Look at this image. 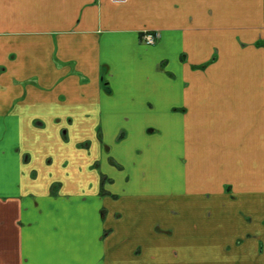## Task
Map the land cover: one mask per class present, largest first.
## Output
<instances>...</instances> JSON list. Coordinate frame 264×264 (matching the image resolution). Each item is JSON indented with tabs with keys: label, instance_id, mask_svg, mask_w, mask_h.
<instances>
[{
	"label": "crops",
	"instance_id": "1",
	"mask_svg": "<svg viewBox=\"0 0 264 264\" xmlns=\"http://www.w3.org/2000/svg\"><path fill=\"white\" fill-rule=\"evenodd\" d=\"M262 116L264 0H0V264H264Z\"/></svg>",
	"mask_w": 264,
	"mask_h": 264
},
{
	"label": "rangeland",
	"instance_id": "2",
	"mask_svg": "<svg viewBox=\"0 0 264 264\" xmlns=\"http://www.w3.org/2000/svg\"><path fill=\"white\" fill-rule=\"evenodd\" d=\"M147 123L150 124H155L157 125H163V123L161 122H153L149 119L146 120ZM259 122L263 125L264 124V116L259 117ZM227 123V126H230L231 128H233L235 126V124L240 123L238 118L235 117H231L229 116L226 120V122H224V124ZM243 124V122H241ZM253 123V122H252ZM245 127L250 129V127L252 126L251 124L248 123V121H246L244 123ZM176 134V133H175ZM153 135V134H152ZM150 135V136H152ZM140 143V142H139ZM176 153H180L178 151L172 150L169 151L167 154H163L160 157L154 159L151 163H144L143 161H138L134 166H130L129 164V160H124V165H122L124 168V170L122 172L124 173H131V172H145V173H151L152 175H156L159 177V179H152V180H144L141 181V183H143L144 185H147L151 190H163V182H165L166 180H162V175H179L180 173H183V171L186 170L185 165L183 164V158L179 157L180 161L182 162L181 164H178L176 162ZM139 167V169H138ZM189 167V165H188ZM111 171V170H108ZM132 177V181H123L121 178H119L117 180V182L113 185H110L111 187H117L120 189L123 188H137L136 186V179L135 176L131 174ZM182 178V177H181ZM173 180H168L167 182H169L166 186L171 187ZM109 187V185H107ZM226 186V190H228L230 185H225ZM175 187H180L179 189L183 188V181L179 180L175 183Z\"/></svg>",
	"mask_w": 264,
	"mask_h": 264
},
{
	"label": "built area",
	"instance_id": "3",
	"mask_svg": "<svg viewBox=\"0 0 264 264\" xmlns=\"http://www.w3.org/2000/svg\"><path fill=\"white\" fill-rule=\"evenodd\" d=\"M142 42L146 45H153L158 38L157 33H146L142 35Z\"/></svg>",
	"mask_w": 264,
	"mask_h": 264
},
{
	"label": "trees",
	"instance_id": "4",
	"mask_svg": "<svg viewBox=\"0 0 264 264\" xmlns=\"http://www.w3.org/2000/svg\"><path fill=\"white\" fill-rule=\"evenodd\" d=\"M103 85H104V87L106 88V90H109L108 87H106V84H105V83H103Z\"/></svg>",
	"mask_w": 264,
	"mask_h": 264
}]
</instances>
